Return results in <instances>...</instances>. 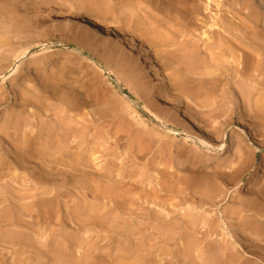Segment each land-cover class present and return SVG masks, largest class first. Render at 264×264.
Segmentation results:
<instances>
[{
    "label": "bare ground",
    "instance_id": "6f19581e",
    "mask_svg": "<svg viewBox=\"0 0 264 264\" xmlns=\"http://www.w3.org/2000/svg\"><path fill=\"white\" fill-rule=\"evenodd\" d=\"M15 1L18 0H9V5L12 7ZM126 1H136L138 7H141V4H148V7L151 8V13L149 14H151L154 31L159 30V27L162 24L167 25L166 27L168 28L170 22H173L175 23V26H178L176 28L174 26L175 33L177 28L179 29L178 31L181 30L184 41L181 42V44H178L177 41L170 40L168 38L155 41L149 40L150 37L147 36L148 29H146L145 27L142 28L140 26L143 25V21L140 19L138 20L137 16H134L135 18H131L135 19L134 24H131L130 28L125 29L122 28L123 26L119 27L117 25H112L113 23H104L103 21L89 15L83 14V16L80 18H74L70 17L66 11L57 9L55 13L58 15V17L63 18L64 25L66 24L68 26H75L78 24L85 31L100 35L101 39L99 42L102 46L104 54L110 60L118 62V64H120L119 67H126V64L124 63H126V59H128L129 64L127 65H129L131 68V71L129 73L137 70L138 66L130 62V57L124 55V47L130 49L131 54L134 53V51H132L133 49H138L139 52H136L137 59L141 55V53L148 55L151 66L154 68V71L156 73H158L159 71L165 72L167 70L166 68L173 69L170 81L168 80L162 82L161 89H159V95L163 102H165L169 106L172 105V109H175L176 111V116L181 118L182 122L185 125L189 126L193 130L194 134L199 137V140H201L200 148L203 149V151L206 153L209 152L204 156L203 164H216L217 162L224 160L226 155L232 152L233 149L240 154L245 149L244 146L246 144H249L254 149L255 153L260 150L262 147H260V145H258L253 139H251L250 135L252 137L254 136L250 133V128L247 126V123H249L247 119H249L252 115L249 117L248 113L245 114L243 112L239 115L237 120V130L240 131L239 137H237L236 139H230V130L225 126L223 131L220 132V139L217 140L215 138V140L219 142L213 143L215 142L214 140L212 142V139L215 135L214 131L209 130L205 126L204 122L194 115L195 112L189 105L190 103L188 104L187 101H184V98L180 97V95H174L173 91L178 87L184 89V91L187 90L190 82L188 81V78H192V76H190L189 74H185V70L193 72L191 74H195L196 76H198V79L201 80L202 84L206 83L207 86L210 85V89L212 90L211 92L207 90L203 91V94L205 96L204 99H206L204 100L205 102H210L208 101V99H210V97H213L214 95H217V100L214 101L215 104H217L214 109L211 110V113L215 112L213 114L216 115L220 112L221 115L219 118L224 117L230 107L226 106V101H223V98L221 99V94H217L218 90L222 93L227 92L228 88L226 86L230 85L233 82L235 84L234 80L236 78H239L237 82H245L247 77H250L247 72H249V70H252L253 68L256 69V71L258 70L261 72L260 68L264 63V60L262 58V56L264 55V32L261 31L260 28L262 27L264 29V0H229L231 7H234L233 9H235L238 14H242L243 17L241 18L240 22H235V24H228L225 22L226 25L223 26L224 32L218 31L219 29H217V31L210 32L207 36L208 40L203 45V48L196 41H193V39L190 38H192L191 36H194V32L192 31L194 29H192V27L195 24V20H199V8L203 7L204 10H207L210 0ZM3 2L5 3V0ZM6 7H2V11H0V13L6 15V13L11 12V10L8 9L9 7ZM97 10H100L105 15H107L110 11H113V9L111 10V7H107L106 4L105 7H98ZM202 11L203 10H201L200 12ZM14 21L15 24L8 23L13 33L15 31V28L20 27V25L25 22L18 17L12 19L13 23ZM249 22H252L253 25H251ZM127 23H132V21L129 19ZM221 23H223V21ZM31 26L33 27V25ZM203 34L204 36L207 35L206 32H204ZM1 35L0 48L4 47V45L6 46L10 44L8 42H5V40L3 39L4 37ZM187 36H190V38L188 39ZM162 41L167 44L176 46L179 45V47H177L172 52H169L171 55L168 53L167 55L165 54L166 56H162L160 55V52L157 51V47L161 46L160 43ZM10 46L8 45V48ZM240 50L242 51L240 52ZM25 53L26 50H24L23 48V51L17 56V58H19L20 60H18L14 65H10L12 66L10 68L6 67V69H9L8 71L5 69L6 71L0 72V82L9 79L10 76H15V78L18 79L17 83L20 82L21 89L26 90L25 93H21L18 95L19 105H13V110L11 111V113L9 112L10 114H8L9 116L7 118L11 117L13 119V123H8L9 125L7 129L5 126L0 129V151H4L0 154V169L4 167H12L13 164L15 168L19 167L25 170V173L27 172L29 175L28 180L30 179L29 181H31L35 186L34 190H36V192L39 190L40 191L39 194L29 193V196L37 197V199H34L30 203H23L20 202L21 200H17L8 207V212L6 215L0 214V225H2L3 228L5 227L4 232H7L6 234H0V242L2 244L8 243L14 249L13 260H8L9 258L6 260V258H4L0 253V264H7V261H11L13 264H31L29 262L30 258L26 259L27 257L25 258L23 256H25L24 253L32 248L33 245L34 247L36 245V247H38L37 249H39V253L42 254H49L48 251H51L49 247L53 245L52 248L53 250L55 249V252L51 254L50 257L53 256L51 258L53 260L55 259V261L52 260L54 264H171L167 260L163 261L160 257L161 252H165L163 247H165L169 243L168 240L170 239V235L168 232L169 229L167 227L164 228V225H168L170 221V219H168L169 214H159L160 219L158 220L157 218L159 224H155L152 226L153 228L156 227L158 229L159 233L157 235L160 234L159 236L161 238V241H159L161 242L159 243L161 252L158 251L156 254L155 252L157 250L152 246L146 244V240L149 238V235H143L142 238H140V240L136 242L135 236L139 233L144 232L143 226L145 225L146 227L147 223H141L143 222L141 220L137 222L131 213L125 211L126 207H123L125 206V204H131L133 206L132 203H134L135 199L132 196L135 195L136 188H140L139 186H141V184L143 183L146 184L145 179L143 178L144 176L138 178V176L140 175L139 173L137 174L136 170H133L128 166H123V160L121 161L119 159V152H116V154L115 150H110V143H108V146L101 145V139L104 137L98 131V129H93L94 126L92 127V125L94 124L90 125L87 123L88 121H92L84 117L87 114V104L84 103V97H82L80 91L73 89V87H71L69 84L63 83V81H57L58 79H55L54 81V78H52L51 76H39L37 80L41 81H39L37 85L34 83L35 86L33 85V88H29L27 86L29 84H32L33 81L28 82L27 80L29 78L26 80L24 75H22L21 56H23ZM57 56L58 54L54 52L46 55L40 59V64L43 66L45 64L47 65L50 61H54ZM173 60L176 65L173 62L172 64H170ZM199 60L201 61L202 66L210 67V70L200 71L195 66L196 62ZM93 61L99 68L104 70L101 64H99L94 59ZM167 62H169V64H166ZM238 64H241L239 66V69L236 68ZM210 75L211 78L206 77ZM222 76H225L226 81V84L223 87L219 85V82L223 78ZM239 76L244 78L245 80H241ZM18 77H20V79ZM255 79L257 80V78ZM193 80L195 81L196 78L193 77ZM260 84L262 88L259 87ZM256 86H258L259 88ZM263 86L264 79L258 80L254 82V84L252 82V85H249L248 89H245L246 91L248 90L247 93H244L242 89H240L238 92V94H242L247 98L248 102L246 103L247 100L245 101V103L247 104V109H249V111L253 113L254 117H257L261 121L264 120ZM143 88L142 90L145 91V93L149 91ZM2 95L3 94L0 95V101H3V99L6 98L5 95ZM217 97H220V100ZM129 100L133 101L132 99ZM214 102H212V104H214ZM54 104H57L59 106L51 110V112L53 111L54 114L48 115V108L53 107ZM241 105L243 106V104ZM28 107L34 108L33 115H36L37 119L41 123L39 130L34 129L35 126H38V123H35L31 119L33 117L30 116V118L26 119H23L21 117L22 113H24V110ZM151 114L155 116V119L162 128L168 130L170 133H177L176 129L164 125L161 117L157 116L155 112ZM45 115H48V118L50 116L54 119L53 125L49 123L46 124V122L43 121L45 120L43 118V116ZM247 115L249 118H247ZM78 116L82 118V121H80L79 118L76 119V117ZM215 119L218 118L215 117ZM9 120L10 119H8V121ZM223 123L224 121L220 124ZM249 124H251L250 126H254L255 122ZM28 125H32V130L31 132L26 134L27 131L25 132V127L27 128ZM91 130H94V132L92 131L93 133L91 135V139L93 140V143L96 144V146L93 147H89V141L91 140L89 138V134ZM242 138H247V141L246 139ZM96 147H98V149L103 148L101 150V156L105 157V163L103 165H97L98 163L95 164L97 165V167L94 166L92 161V159H94L93 156L96 152ZM139 150H141V148ZM139 154H141L140 151ZM97 158L95 157V159ZM261 163H263V161ZM223 170L216 169L213 171V177L211 180L212 183L209 182L210 184H212L211 191H215L217 193L222 192L220 188L221 184H218V182L216 181L219 180V176L224 175ZM154 173L155 176H157V185H150L147 183L144 189L141 190L142 195H161V193L164 191L161 189L162 185L160 182V180H163L164 178L162 172L160 174L158 171H154ZM12 175H10L11 178ZM209 175L210 174L206 173L205 177ZM90 181L96 182L95 185ZM88 189L97 191L99 196L103 194L102 196H104V199L111 198L113 204H111L112 202L104 203V199H96L94 201L89 200L87 194V191H89ZM183 190H185V188H183ZM89 192L91 194V190ZM254 192L255 193L253 196H255V198L249 199H252L250 200L252 206L256 208V211L259 212L262 216V213L264 212V199L262 194L263 191L261 188H258L255 189ZM246 199H248V196H246ZM144 202H146V200ZM150 204L152 205V203ZM240 206V208L244 207V205ZM245 207L247 206L245 205ZM190 208L191 207H188V209ZM2 210H4V207L0 208V212ZM127 213L128 217L126 216ZM220 214L222 215L221 220H223V223L226 225V228L228 230L230 228L229 224L226 222L228 219L224 215L225 213L223 211H220ZM205 216H208L210 224H213V215L205 214ZM25 217L28 218L26 219ZM253 217V221L250 222L248 220L249 217L244 216V218L246 219L245 225H247V229L250 232H254V234L259 237L261 245L253 244L252 242H250V244L248 245L249 241L247 238L241 237L239 240H237L238 238L235 237L233 230H230V232L227 231V233H223L224 231L222 230L223 236L221 235V237L205 239L204 242L201 241L204 246H202L200 253L197 256H193L192 252H189V255L185 253V259L178 264H264V222H262L261 220L257 221ZM188 224L190 226H195L197 224V221L194 218H189ZM11 226L15 227L16 229L10 228ZM221 227L222 226H220L219 228ZM47 233H49V235L47 239H44L47 241L44 244L45 241L42 242L43 237ZM92 234L96 235L97 237L93 239ZM184 235L185 234H183L182 237H184ZM38 238H40V240L42 241H40ZM56 241H59L60 243L57 242L58 245H54ZM199 242L200 241L198 240V243ZM184 243L185 245H187V239H185ZM74 246H77L79 250L82 249V251H80L79 255H73L71 258H69L67 255L70 253H74ZM57 247H60L62 249L63 252H60L61 254L59 253V251L57 252ZM45 248L48 251H46ZM105 249H109V252L105 253ZM250 250H253V252ZM113 251L118 252L117 255L123 252V254L121 253L122 255L125 254V256L127 255L132 259L129 261L122 260V262L117 261V258L114 257L113 259H111L113 255H111V253ZM195 251L197 250L195 249ZM185 255H187L188 258H186ZM249 257H254L258 262H255V260H251ZM58 259H61V262H65L59 263ZM35 260H37V258ZM32 263L35 264V261Z\"/></svg>",
    "mask_w": 264,
    "mask_h": 264
},
{
    "label": "rangeland",
    "instance_id": "374dc122",
    "mask_svg": "<svg viewBox=\"0 0 264 264\" xmlns=\"http://www.w3.org/2000/svg\"><path fill=\"white\" fill-rule=\"evenodd\" d=\"M3 1L4 0H0V11H2V7H6L7 4L6 8L9 7L8 9H10L11 12L6 13V15L0 13V35L3 34L1 36H3L5 42L10 43L8 45L11 46L8 48V45H6L7 47L4 45V47L0 48V55L2 56H0V72L6 70L8 71L9 69H6V67L10 68L12 67L10 65H14L18 60H20L19 58H17V56L23 51L24 48V50H26V53L21 56L22 75H24L26 80L29 78L27 80L28 82L33 81V83L31 82L32 84H29L27 86L29 88H33L35 84L37 85V83L41 81L37 80L39 76H51L52 78H54V81L55 79H58L57 81H63V83L69 84L71 87H73V89L80 91L82 97H84V103L87 104V114L83 116L92 121H88L87 123L90 125L94 124L92 125V127L94 126L93 129H98V131L104 137L101 139V145L108 146V143H110V150H115V153L119 152V159L121 161L123 160V166H128L129 168L136 170L137 174L139 173L140 175L138 176V178L144 176L143 178L145 179L146 184L140 183V188H136L135 195L132 196L135 199L134 203H132L133 206L131 204H125V206H123L128 208H125V211L131 213L137 222L141 220L143 221L141 223H147L146 227L142 224L144 232L139 233L135 236L136 242L139 241L143 235H149V238L146 240V244L156 249V254L158 251L161 252L159 247V243H161L159 242L161 241V238L159 236L160 234L157 235L159 233L158 229L156 227L153 228L152 226L155 224H159V214H169V226L164 225V228L167 227L169 229L168 232L170 235V239L168 240L169 243L165 247H163L166 253L161 252L160 257L163 261L167 260L171 264H178L179 262H182V260L185 259V253L189 255V252H192L193 256H197L200 253L202 246H204L201 241L204 242L205 239L221 237V235L223 236V233H227V231L230 232V230L234 231L235 237L238 238L237 240H239L241 237H245L249 241L248 245L250 244V242H252L253 244L261 245L259 237L254 234V232H250L247 229V225H245L246 219L244 218V216H248V220L250 222L253 221V216V218L257 221L261 220L262 222H264V212L261 216L260 213L256 211V208L252 206L250 201L255 198V196H253L255 193L254 190L258 188L262 189L264 199V120L261 121L257 117L253 116V113H251L246 107V103L248 102L247 98L242 94H238V92L240 89H242L244 93H247L248 90L246 91L245 89H248V86L252 85V82L254 84V82L264 79V63L261 68L259 67L261 69V72L258 70L256 71V69L254 68L247 72L250 77H247L245 81L246 83L237 82L239 78H236L234 80L235 84L234 82L231 84L229 82L230 85L226 86L228 88L227 92L222 93L218 90L217 94H221V99L223 98V101H226V106L230 107L228 109V112L222 118H219L221 115L220 112L216 115L213 114L215 112L211 113V110L214 109L217 104H215L214 102L215 100H217V95L210 97V99H208V101L210 102H205L204 100L206 99H204L205 96L203 94V91L207 90L211 92L212 90L210 89V85L207 86L206 83L202 84L201 80L198 79V76H196L195 74H191L193 72L185 70V74H189L190 76H192V78H188V81L190 82L187 90L184 91V89L178 87L173 91L174 95L178 94L180 95V97L184 98V101H187L188 104L190 103L189 105L195 112H193L194 115L200 118L209 130L214 131L215 135L212 139V142L213 140L215 142L213 143L219 142L217 140L220 139V132L223 131L225 126L230 130V139H236L237 137H239L240 131L237 130V120L239 115L242 112L245 114L248 113L249 117L252 115L250 118L247 115V118H249L247 119L249 123L255 122L254 126H250L251 124L247 123V126L250 128V133L254 136L252 137L250 135V137L262 148L255 153L254 149L249 144H246L244 146L245 149L240 154L233 149L232 152L226 155L224 160L217 162L216 164L206 165L203 164V158L209 152L206 153L203 151V149L200 148L201 140H199V137L194 134L193 130L189 126L185 125L182 122L181 118L176 116V111L175 109H172V105H167L160 98L159 89H161V84L163 81H170L173 69L166 68L167 70L165 72L159 71L158 73H156L154 71V68L151 66L148 55L141 53V55L137 59L136 52H139L138 49H133L132 51H134V53L132 52L133 54H131V50L127 47H124V55L130 57V62L138 66L137 70L129 73L131 71V68L129 65H127L129 64L128 59H126V63H124L126 64V67L121 66V68L119 67L120 64H118V62L110 60L104 54L102 46L99 42L101 39L100 35L87 32L78 24L75 26H68L66 24L64 25L63 18L58 17L55 11L56 9L66 11L70 17L74 18H80L83 16V14L89 15L103 21L104 23H113L112 25H117L119 27L123 26L122 28L125 29L130 28L131 24H134L135 19L131 18H135L134 16H137L138 20L140 19L143 21V25L140 26L142 28L145 27L146 29H148L147 36L150 37L149 40L155 41L168 38L170 40L177 41L178 44H181V42L184 41V37L181 34V30L178 31V28L175 33V28L178 27L177 25L175 26V23L170 22L168 28L166 27L167 25L162 24L160 25L159 30L154 31L151 14H149L151 13V8L148 7V4H141V7H138L136 1H128V3L126 0H18L13 3L14 6L12 5V7L9 5V0H5V3ZM227 2H229V0H210L207 10H204L203 7H200L199 10L203 11H199V20H195V24L192 27V29H194L192 30L194 32V36H191L192 38H190V36H187V38L193 39V41H196L203 48V45L208 40L207 36L210 32L217 31V29H219L218 31L224 32L223 26L226 25V23L235 24V22H240L241 18L243 17L242 14H238V12L233 9L234 7H231L230 2ZM105 4L107 7L110 6L111 10L113 9V11H110L108 13L109 15H105L100 10H97L100 6L105 7ZM15 17H18L25 22H23L20 27L15 28V31L13 33L8 23L15 24V21L14 23L12 22V19H14ZM129 19L132 21V23H127ZM222 21L223 23H221ZM249 23L253 25L252 22ZM31 25H33V27ZM260 29L264 32V29L262 27ZM204 32H206V36H204ZM160 44L161 46L157 47V51L160 52V55L162 56H166L169 52H172L177 47H179V45L176 46L167 44L163 41ZM241 51L242 50H240V52ZM53 52L58 54V58L56 57L54 61H50L47 65H41L40 59ZM92 58L99 64H101L104 70L99 68L94 63ZM262 58L264 60V55L262 56ZM172 62L175 64L174 60L171 61L170 64H172ZM166 64H169V62H167ZM240 65L241 64H238L236 68L239 69ZM195 66L200 71L210 70V67L202 66L200 60L196 62ZM20 77L18 78L20 79ZM193 77L196 78L195 81L193 80ZM206 77L211 78V75ZM222 77L223 78L219 82V85L223 87L226 84V81L225 76ZM240 78L241 80H245L242 77ZM255 78H257V80ZM17 80L18 79H16L15 76H10L9 79L0 82V95L3 94L6 97L4 98L5 101L4 99L3 101H0V129L4 126L7 129L10 122L13 123V119L11 117L7 118L9 116L8 114H10L13 110V105H19L18 95L26 92V90L21 89L20 82L17 83ZM259 87L262 88L261 84L259 85ZM142 88L149 91L145 93ZM220 97L217 98L220 100ZM129 99H132L133 101H130ZM212 102H214V104H212ZM240 103L243 104V106ZM57 106L59 105L54 104L53 107L48 108L49 111L47 114H54L53 111L51 112V110ZM32 108L33 107L26 108L24 110V113H22V116L21 114L20 116L23 119L30 118V116L33 117L31 119L35 123H38V126H35L34 129L39 130L41 123L37 119V116L33 115L34 108ZM153 112H155L157 116L161 117L164 125L176 129L177 133H170L168 130L162 128L155 119V116L151 114ZM48 115L43 116V118L45 119L43 121L46 122V124L49 123L53 125L54 119L50 116L48 118ZM215 117L218 119H215ZM77 118L82 121L81 117L78 116L76 117V119ZM8 119L10 120L8 121ZM223 121L224 123L220 124ZM28 126L27 128L25 127V132L27 131L26 134H28L32 130V125ZM92 131L94 132V130H91L89 134L90 139L92 138ZM215 138L217 140H215ZM242 139H246L247 141V138ZM89 142V147L96 146V144L93 143L92 139ZM140 148L141 150H139ZM99 149L98 147H96V152L93 156L94 159H92L95 167H97V165H103L105 163V157L101 156V150L103 148ZM139 151L141 154H139ZM2 152L4 151H0V154ZM122 152L124 153V155ZM95 157L97 159H95ZM262 161L263 163H261ZM14 168L15 166L12 164V167H4L0 169V198L2 199H0V208L4 207V210L0 212L1 215H6L8 212V207L17 200H21L20 202L23 203H30L34 199H37V197H31L29 195L32 193L39 194L40 191L39 190L36 192V190H34L35 186L31 181H29L30 179L28 180L29 175L27 172L25 173V170L19 167L15 169ZM216 169H226L223 170L224 175L219 176V180L216 181L218 182V184H221V193L211 191L212 184L210 183H212L211 180L213 177V171ZM154 171H158L160 174L162 172L164 178L163 180H160V182L162 185L161 189L164 191H161V195H142L141 190L144 189L147 183L150 185H157V176H155ZM206 173L210 175L205 177ZM10 175H12V178ZM14 177H16L17 179ZM13 179L16 180L14 181ZM92 183L95 185L96 182ZM183 188H185V190H183ZM88 190H91V194L86 190L88 192L87 194L89 200L94 201L96 199H104V196H102L103 194L99 196L97 191L93 189ZM153 196L156 198H154ZM246 196H248V199H246ZM110 200L111 198H105L103 202H112L111 204H113V201ZM145 200L146 202H144ZM150 203H152V205ZM240 205H244V207L240 208ZM245 205L247 207H245ZM188 207L191 208L188 209ZM134 209L136 212L134 211ZM212 209L214 212L212 211ZM220 211H223L225 213L224 215L228 219H226V222L230 226L228 230L226 228V225L223 223V220H221L222 215L220 214ZM128 213L126 215L127 217ZM205 214L213 215V224H210L208 216L206 217ZM25 218L27 219L28 217ZM189 218H194L197 221V224L195 226H190L188 224ZM220 226L222 227L219 228ZM10 228L15 227L11 226ZM4 231L5 227L3 228L2 225H0V234L7 233ZM183 234H185L184 237H182ZM48 235L49 233L44 235L43 241L40 240V238L38 239L42 242L45 241V244L47 241L44 239H47ZM92 236L93 239L97 237L94 234H92ZM185 239H187V245H185L184 243ZM198 240L200 241L199 243ZM57 242L60 243L59 241H56L54 245H58ZM9 245L10 244L8 243L2 244L0 242V253L4 258H6V260L8 258V260H13L14 249L11 245ZM52 246L49 247L51 251H48L45 248L46 251L49 252V254H42L39 253V249H37L38 247H36V245L34 247L33 245L32 248L28 250L29 252L27 251L26 253H24L25 256L23 257H27L26 259L30 258L29 262L31 264H34L32 263L34 261L35 264H54L52 262L53 259L51 258L53 256L50 257V255L55 252V249L53 250ZM194 248L197 251H195ZM76 249L79 250L77 246H74V253H70L67 256L71 258L73 255H79L82 249H80L79 251ZM56 250L57 252L59 251V253L63 252L60 247H57ZM250 251L253 252V250ZM104 252L108 253L109 249H105ZM121 253L123 254V252ZM121 253L117 255L118 252L113 251L111 253V255L113 254L111 259H113L114 257L117 258V261L120 262H122V260L129 261L132 259L127 255L125 256V254L122 255ZM37 255L40 256L38 257ZM187 255H185L186 258H188ZM36 258L37 260H35ZM249 258L253 261L255 260V262L257 261L254 257ZM53 261H55V259ZM8 262L10 263L11 261H7V264H9ZM58 262L64 263L65 261L61 262V259H58ZM10 264L13 263L11 262Z\"/></svg>",
    "mask_w": 264,
    "mask_h": 264
}]
</instances>
